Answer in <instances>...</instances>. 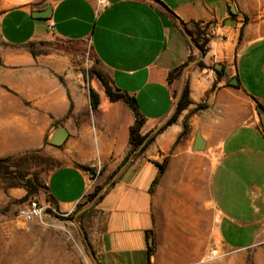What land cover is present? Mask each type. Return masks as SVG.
<instances>
[{
    "label": "crops",
    "instance_id": "1",
    "mask_svg": "<svg viewBox=\"0 0 264 264\" xmlns=\"http://www.w3.org/2000/svg\"><path fill=\"white\" fill-rule=\"evenodd\" d=\"M53 36L88 43L135 100L144 152L129 154L125 103L105 107L92 86L91 109L73 57L25 49ZM0 42V159L55 149L45 193L64 214L87 191L80 167L101 175L99 264H264V0H0ZM185 83L193 104L167 125ZM58 125L63 144H45Z\"/></svg>",
    "mask_w": 264,
    "mask_h": 264
},
{
    "label": "rangeland",
    "instance_id": "2",
    "mask_svg": "<svg viewBox=\"0 0 264 264\" xmlns=\"http://www.w3.org/2000/svg\"><path fill=\"white\" fill-rule=\"evenodd\" d=\"M203 38L208 42V37L204 35ZM44 41L48 45L36 43L35 51L47 54L59 51L73 57L84 81L101 91L107 107L109 104L100 83L96 79L90 83L87 81L86 73L92 68L107 74L96 61L89 44H70L54 36ZM0 48H5L1 42ZM60 165L56 150L51 148L10 157L9 161L0 164V264H99L96 242L100 218L94 205L100 194L91 198L98 187L97 182H93L74 212L61 213L49 201L41 187L48 175ZM100 176L96 177L101 178ZM34 178L41 185L35 184ZM31 199L39 203L43 213L40 218L24 224L17 218V212ZM47 209L51 212H47ZM68 215L70 219L67 221L58 218Z\"/></svg>",
    "mask_w": 264,
    "mask_h": 264
},
{
    "label": "trees",
    "instance_id": "3",
    "mask_svg": "<svg viewBox=\"0 0 264 264\" xmlns=\"http://www.w3.org/2000/svg\"><path fill=\"white\" fill-rule=\"evenodd\" d=\"M246 20L247 19L245 18V21ZM188 34L191 35V39H192L191 41H192L194 47H196L199 52L203 53L204 52V44L207 43V39L203 38V36L205 35L204 31H200L197 27H195L194 33L188 32ZM193 35H194V37H193ZM201 41L203 43H200ZM36 43H38L39 45H42V46L48 45V43L45 41H39V42L29 43V44L25 45V49H27V51H29V53L33 56L47 54V52H44V51H42V52L35 51ZM190 48L192 49V47H190ZM50 50H54V49H50ZM190 58L191 57H189V59ZM96 61L99 63V61L97 59H96ZM0 65H1V60H0ZM197 66L200 68H205V66L202 63H197ZM213 70L215 71L217 78L224 76L223 69L217 70V69L213 68ZM86 75H87V81L89 83L93 79H96L100 83V85L103 89V93H104L108 102L116 103L118 101H122L131 109V111L133 112L135 121H134V124L129 129V146H130L129 154L136 151V150H139V153L144 152L152 144V142L154 140V136H151L149 139H147V136H142L140 134V129L143 125L144 119L138 111L135 100L133 98L127 96L125 93L121 92L120 90L114 88L112 85V81L107 74H104V73L97 71L96 69L92 68V69L87 71ZM170 76H172V74ZM61 82H62V80H61ZM88 92H89V101H90L91 109L93 111H96L100 105V97H99L98 93L90 86V84H89ZM192 104L193 103L189 100L188 85H187V83H185L184 86L182 87L178 97H177L175 108H174V113H173L171 119L168 121L167 125H171L172 123H174L177 120L178 116L181 114V112H183L184 110L189 108V106H191ZM204 108H205L204 104H197L194 106V108L189 113H194V112L202 110ZM70 109H72V105L70 106ZM256 109H257V112L259 114L264 115V106L263 105H261L260 103H257ZM160 131H158V132H160ZM187 132H188V126L185 123L183 125V131L181 132L176 143H178L180 138L185 136ZM45 144H47L46 139H45ZM9 160H10V157L0 159V164L7 162ZM80 168L83 171H90L92 173H95L94 169H92V168H88V167H80ZM33 181L35 184H40L37 178H34ZM28 182H31V181H28ZM32 187L35 188V185H33ZM41 187H42V189L46 190V183H43L41 185ZM35 189H37V188H35ZM99 190H100V187H96L93 194L91 195V198H94L98 194ZM47 212H51L50 209H47ZM58 218H61L62 220H66V221L70 219L69 215L66 217L61 216Z\"/></svg>",
    "mask_w": 264,
    "mask_h": 264
},
{
    "label": "built area",
    "instance_id": "4",
    "mask_svg": "<svg viewBox=\"0 0 264 264\" xmlns=\"http://www.w3.org/2000/svg\"><path fill=\"white\" fill-rule=\"evenodd\" d=\"M53 25L51 23L48 24V28L51 30ZM205 33V32H204ZM208 33H205V37H208ZM86 177L88 180V187L86 193L83 195V198L86 196L88 190L91 188L97 173H92L90 171H86ZM43 213V208L39 205V203L35 199L28 200L24 206H22L17 212V218L24 224L31 223L35 219L41 217Z\"/></svg>",
    "mask_w": 264,
    "mask_h": 264
},
{
    "label": "water",
    "instance_id": "5",
    "mask_svg": "<svg viewBox=\"0 0 264 264\" xmlns=\"http://www.w3.org/2000/svg\"><path fill=\"white\" fill-rule=\"evenodd\" d=\"M41 15L42 13H37ZM236 80L232 79L230 84H235ZM67 138V130L62 126L58 125L48 136L47 143L54 147H59L63 144L65 139ZM199 150V148L197 149Z\"/></svg>",
    "mask_w": 264,
    "mask_h": 264
}]
</instances>
